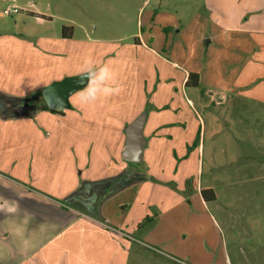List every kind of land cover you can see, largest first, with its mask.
Segmentation results:
<instances>
[{
  "label": "rangeland",
  "instance_id": "1",
  "mask_svg": "<svg viewBox=\"0 0 264 264\" xmlns=\"http://www.w3.org/2000/svg\"><path fill=\"white\" fill-rule=\"evenodd\" d=\"M263 4L264 0H0V53L18 55L23 76L40 71L79 75L86 58L107 63L121 90L98 101L140 105L139 114H150L151 119L161 89L174 86L175 80L180 83L185 70L198 74V87L187 85L196 89L186 91L201 120L181 93L172 94L176 109L163 108L178 123L173 142L166 141L169 152L177 153L159 157L146 150L141 163L119 161L117 156L126 169L108 183L112 170L100 167L102 160L110 166L117 162L108 153L95 164L99 166L90 178L99 185V200L125 197L134 203L116 212L122 228L113 224L129 235L127 242L120 237L128 252L117 249L113 256L109 253V263L99 258L93 264H264V108L236 92L235 88L244 90L235 87L242 62L236 57L242 55L246 36L240 29L224 28L240 27L254 15L252 9ZM208 7L221 8L222 33L211 23L221 18ZM35 13L46 22L39 25ZM209 35L214 42H208ZM219 100L221 107L215 104ZM107 119L101 115L95 126L78 128L99 134V124ZM106 138L103 145L113 148L116 140ZM94 146L104 150L102 142ZM174 161L187 168L176 174L170 170ZM147 165L165 169L152 174ZM109 187L115 191L107 194ZM205 190L213 193L212 200L203 199ZM138 240L146 247H137Z\"/></svg>",
  "mask_w": 264,
  "mask_h": 264
},
{
  "label": "crops",
  "instance_id": "2",
  "mask_svg": "<svg viewBox=\"0 0 264 264\" xmlns=\"http://www.w3.org/2000/svg\"><path fill=\"white\" fill-rule=\"evenodd\" d=\"M208 10L222 15L220 7H208ZM252 10L254 15L240 27L224 28L240 29V34L246 36L245 42L241 43L244 48L239 50L242 55L236 57L242 64L235 87L244 90L235 88L236 92L253 106L264 108V4ZM32 15L39 25L46 22L35 16H42L39 13ZM211 23L222 33V18ZM163 31L168 33L169 28ZM208 42H214L212 35ZM142 44L146 46L144 42ZM48 68L50 71V66ZM190 72H182L180 83L175 80L174 86L161 89L155 96L156 111L151 119L150 114L146 118L143 129L147 141L143 157L146 150L150 156L173 155L175 150L169 152L170 144L166 141L173 142L178 123L163 108L176 109L172 107V94L181 93L195 112L186 91L192 88L185 86ZM64 76L65 73L44 74L43 71L38 75L23 76L19 56L0 53V264H93L99 258L108 262L109 253L113 256L117 249L129 250L120 239L124 237L125 240L129 235L113 224L122 228L115 220L116 212L125 211L133 205V200L108 197L101 202L96 188L99 185H94L90 176L95 166H99L95 165L99 158L107 157L108 153L113 162H117L115 157L121 158L124 128L143 110L142 106L124 107L99 101L81 105L75 92L69 98V109L53 113L46 106L41 88ZM219 96L223 98L222 94ZM215 104L221 107L222 100ZM101 115L103 118L108 115V119L99 124V134L92 129L89 132L78 128L95 126ZM106 137L116 140L113 148L103 145ZM98 142H102L104 150L94 146ZM76 145L81 147L76 148ZM119 161L125 162L122 158ZM102 162H99L100 167L112 170L111 177L106 178L107 183L126 169L121 162L116 166ZM147 167L146 171L152 174L165 169L163 165ZM186 168L174 161L170 170L177 174ZM114 188L109 187L107 194L115 191ZM99 218L105 221H99ZM138 242L137 247H146L143 241ZM164 256L172 259L169 255Z\"/></svg>",
  "mask_w": 264,
  "mask_h": 264
},
{
  "label": "water",
  "instance_id": "3",
  "mask_svg": "<svg viewBox=\"0 0 264 264\" xmlns=\"http://www.w3.org/2000/svg\"><path fill=\"white\" fill-rule=\"evenodd\" d=\"M80 89V75H75L64 77L42 87L41 94L50 111H61L70 108V96ZM146 118V113H141L124 128L125 140L121 158L125 162L141 163L143 161V151L147 144L143 134Z\"/></svg>",
  "mask_w": 264,
  "mask_h": 264
},
{
  "label": "clouds",
  "instance_id": "4",
  "mask_svg": "<svg viewBox=\"0 0 264 264\" xmlns=\"http://www.w3.org/2000/svg\"><path fill=\"white\" fill-rule=\"evenodd\" d=\"M80 84L81 89L77 98L81 105L94 104L100 98L116 95L121 90L112 67L91 58L82 61ZM59 103L62 104L63 101Z\"/></svg>",
  "mask_w": 264,
  "mask_h": 264
},
{
  "label": "trees",
  "instance_id": "5",
  "mask_svg": "<svg viewBox=\"0 0 264 264\" xmlns=\"http://www.w3.org/2000/svg\"><path fill=\"white\" fill-rule=\"evenodd\" d=\"M35 16L38 18L39 17L43 18V16H38V15H35ZM64 31H65V27H63V29H62L63 37L68 36L65 34ZM187 85H191L192 87H198V74L197 73H189L187 80L185 82V86H187ZM51 112L55 113L57 111H51ZM201 195H202L203 199L206 201L213 199V193L210 190L201 191Z\"/></svg>",
  "mask_w": 264,
  "mask_h": 264
}]
</instances>
